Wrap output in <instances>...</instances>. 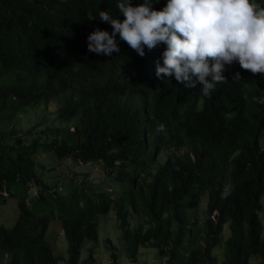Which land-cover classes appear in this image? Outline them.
Returning <instances> with one entry per match:
<instances>
[{
  "label": "trees",
  "instance_id": "1",
  "mask_svg": "<svg viewBox=\"0 0 264 264\" xmlns=\"http://www.w3.org/2000/svg\"><path fill=\"white\" fill-rule=\"evenodd\" d=\"M116 2L0 0V204L18 209L12 228L0 225V264H59L47 241L56 220L67 264H79L112 211L132 264L143 247L161 264H264V104L252 99L264 97V76L233 62L206 98L199 84L156 77L163 44L141 57L117 35L119 53L88 52L89 33L112 31L98 11L124 19ZM43 154L83 169L48 182ZM91 163L115 188L97 186ZM84 264H95L92 248Z\"/></svg>",
  "mask_w": 264,
  "mask_h": 264
},
{
  "label": "clouds",
  "instance_id": "2",
  "mask_svg": "<svg viewBox=\"0 0 264 264\" xmlns=\"http://www.w3.org/2000/svg\"><path fill=\"white\" fill-rule=\"evenodd\" d=\"M159 0H117L116 9L123 20L109 11H98L99 20L111 26V33L96 28L87 36V50L111 56L119 53V39L139 56L160 44L162 65L156 63L155 75L160 80L174 78L185 88L200 85L201 95L209 97L217 84L228 82L222 73L233 62L242 70L264 76V7L253 0H166L164 7H153ZM95 16V17H96ZM168 80V79H167ZM242 80L236 72L232 81ZM264 104V97L253 96ZM165 126L159 124L157 132ZM234 191L226 184L221 198Z\"/></svg>",
  "mask_w": 264,
  "mask_h": 264
},
{
  "label": "rangeland",
  "instance_id": "3",
  "mask_svg": "<svg viewBox=\"0 0 264 264\" xmlns=\"http://www.w3.org/2000/svg\"><path fill=\"white\" fill-rule=\"evenodd\" d=\"M31 114L34 113L31 112ZM35 116L37 117V115ZM46 121L47 119L45 120V122ZM39 123L40 121L38 122V124ZM39 160L41 162L43 161L42 164L45 167V172L42 171L43 177L48 182L52 180L55 181L57 178L62 179V181H70L75 177L74 173L76 171L83 169L78 166L74 168L75 162H73L71 159H66L58 163L55 161V159L51 158L50 154H43L42 157L39 158ZM84 170L90 172V174L93 176V180L101 189H106L108 187L115 188V185L113 184V182H111L112 180L108 176L106 178L105 169L101 165L91 163L89 164V167L85 166ZM80 179H83V177H79V180L78 178L76 180L80 181ZM262 205L264 209V200L262 202ZM200 206L203 207V204H201ZM17 211V201L15 199L9 200L6 205L0 204V225H3L7 228H12L17 218ZM134 219L131 218V223L133 225H135L134 223L138 222L139 225L140 223H144L139 216H134ZM108 239L112 241L113 246L117 249V253L119 255V264H132L127 258L125 245L122 241V232L117 227V219L113 211L106 216L99 217V240L97 243H85V248L83 249L82 258L79 264H84L89 248H92L93 250L95 264H111V251L108 247ZM47 241L50 244L54 255L61 258L59 264H67L69 244L60 221L56 220L51 223L47 234ZM213 254L218 258V262L220 263L222 247L215 248L213 250ZM157 255L158 251L156 249L143 247L140 249L138 261L136 264H161V262L157 258Z\"/></svg>",
  "mask_w": 264,
  "mask_h": 264
}]
</instances>
